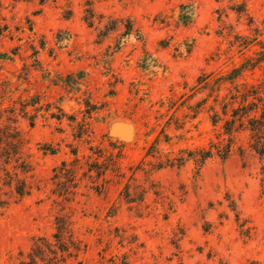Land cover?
<instances>
[{
    "label": "rangeland",
    "instance_id": "obj_1",
    "mask_svg": "<svg viewBox=\"0 0 264 264\" xmlns=\"http://www.w3.org/2000/svg\"><path fill=\"white\" fill-rule=\"evenodd\" d=\"M0 3L9 28L0 36V115L17 121L34 169L32 194L0 207V264L17 263L34 239L51 238L60 214L86 245L83 264L116 256L121 264L126 254L131 264H264V161L247 151L214 157L200 172L192 161L169 166L215 140L207 113L195 119L191 111L203 100L212 105L198 79L254 57L257 48L242 51L238 37L254 38L258 29L264 41V0ZM243 4L251 26L234 10ZM247 77L258 81L264 72ZM36 103L31 126L21 109ZM84 122L91 138L77 139ZM110 141L124 145L123 177L107 174L112 181L99 194L81 170L74 201L58 196L54 171L74 159L72 148L85 162L95 157L91 146L117 154ZM238 145L247 147L245 134Z\"/></svg>",
    "mask_w": 264,
    "mask_h": 264
},
{
    "label": "trees",
    "instance_id": "obj_2",
    "mask_svg": "<svg viewBox=\"0 0 264 264\" xmlns=\"http://www.w3.org/2000/svg\"><path fill=\"white\" fill-rule=\"evenodd\" d=\"M45 2L46 0H41L42 4ZM234 10L240 18L247 17L250 20L248 26L252 25V19L244 4ZM2 12L3 7L0 3V36H5L9 32V28L2 24L4 21ZM89 12L88 24L92 27L94 24L91 21L93 13L92 10ZM185 14H181L180 20L187 25L190 15ZM113 30L109 29L108 32H113ZM131 30V27H128L126 34H131ZM255 32L257 35L254 38L238 37L240 39L238 47L242 51L252 47L257 48L254 57H246L238 66L212 80L208 76L198 79V85H202L201 89L209 90L208 97L212 99V105L203 107L205 102L203 100L195 107H191V111L195 119L201 113H207L213 127L215 140L210 142L209 148H198L172 159L170 167L176 165L182 167L187 161H192L200 172L203 166L214 157L227 161L236 152H239L241 157H245L247 151L264 161V79L251 81L247 77L248 73L255 75L258 70L264 72V41L260 39L261 31L257 29ZM41 48L44 49L45 45L42 44ZM38 54L39 51L35 49L36 57ZM36 105L37 103L27 104L21 109L22 117L29 119L31 126H34L36 116H31L28 108H36ZM48 112L52 118H55V114L50 113V110ZM2 119L3 117L0 115V174H2L0 207L8 209L12 204L19 203L32 194L33 188L28 177H33L34 169L25 153L27 142L19 130L14 128L17 121L7 119L4 122ZM71 122L73 123L74 119ZM79 132L77 139H81L83 136H86L87 139L91 138L90 124L84 122L79 128ZM243 134L247 136V147L238 145L239 136ZM85 142L90 144V140ZM119 146L123 148L124 145H117L116 142L110 141L112 151H119L117 154L110 153L109 155H106L105 150L100 149L97 152V149L91 146L89 150L95 157L89 156L85 162H83L85 158L79 156L78 149L72 148L71 154L74 159L71 162H62L61 166L54 171L56 194L64 197L67 202L74 201V197L77 195L78 181L82 180V178H78V173L81 170L84 171L83 178H89L92 180V184H95L93 188L97 193L102 194L107 191L108 185L112 181L106 177L107 174H112L117 179L124 175L120 171L119 160L123 155L122 148L120 150ZM150 154L153 153L150 152ZM94 179L103 181L96 183L97 180L94 182ZM7 189L9 191H6ZM126 191L124 197L127 203H133L128 186ZM85 249L86 245H83V241L75 236L70 216L60 214L55 218V233L52 237L34 239L30 250L28 252L20 251L18 262L14 264H83L82 261H78V258ZM112 259L109 264H119L115 258ZM123 259L121 264H131L127 254Z\"/></svg>",
    "mask_w": 264,
    "mask_h": 264
}]
</instances>
